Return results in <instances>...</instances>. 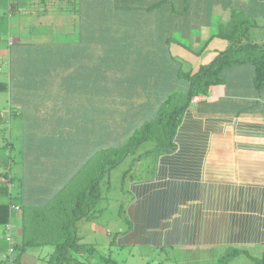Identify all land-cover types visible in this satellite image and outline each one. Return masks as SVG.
Masks as SVG:
<instances>
[{"label":"trees","instance_id":"1","mask_svg":"<svg viewBox=\"0 0 264 264\" xmlns=\"http://www.w3.org/2000/svg\"><path fill=\"white\" fill-rule=\"evenodd\" d=\"M57 1L66 5L68 15L77 16L87 24L77 25L74 41L66 39L46 46L21 41L9 43L8 79L0 82V91L8 93V115L14 119H25V109L34 106L38 99L49 101L54 98L59 100L57 106L62 101L67 105L58 112L59 116L71 119L75 112L83 110L88 116L81 120L82 127H79L80 122L75 125L63 123L62 129L59 123L58 126L51 124L49 133L41 140L35 139L38 137L35 128L34 133L25 134V131L24 141L27 140L31 147L38 144L44 157L52 159L54 165L44 177V182L52 183L53 196L42 205L45 211L39 213L38 220L51 234L38 236L32 233L27 228L29 220L24 214L22 242L12 245L14 260L10 262L8 257L2 260L5 264H18L30 246L55 242L48 264H92L93 259L104 261L103 264H118L110 257H95L94 245L80 242L75 231L76 223L84 217L91 218L101 199L99 184L103 176L99 177L98 172L96 177L89 176V185L86 180L76 188L70 185L85 174L86 164L100 152L105 153L98 167L102 175H109L112 168L129 156L133 157L130 167L122 174L124 184L129 173L135 174L134 165L143 157H135L136 149L151 141L155 146L150 152L159 156L163 149L173 147L182 115L194 98L207 97L212 87L226 85L232 70H249L250 88L259 96L263 94L264 42L249 39L248 31L255 20L231 3L229 18L222 20L210 36V40L215 37L226 40L228 47L197 70H185L183 60L172 54L171 43L177 41V45L198 55L210 40L198 51L182 40L174 39L167 29L171 26V30L191 39V28L198 29V0H180V5L174 0ZM87 4L91 5L88 12L83 7ZM14 5L18 11V3ZM174 15L180 17L181 22ZM105 83L107 90H101ZM141 95L148 97L146 101L153 102L151 109L150 103L135 99ZM104 97L109 98L108 106V102L102 105V101H96ZM66 100L71 103L68 105ZM206 101H203L205 107ZM94 107L97 114L93 113ZM2 117L1 114L0 119ZM78 130H82V135L75 139L73 131ZM4 146L7 147L5 152H12V156L5 158V164L9 166L17 151L11 140L6 139ZM9 173L7 167L0 172V179L7 178ZM4 190L8 189L0 186V194ZM11 208L0 204V225H4L6 235ZM36 229L40 231L35 227L33 232ZM45 235L48 240L40 243ZM235 253L228 254L224 262Z\"/></svg>","mask_w":264,"mask_h":264},{"label":"crops","instance_id":"2","mask_svg":"<svg viewBox=\"0 0 264 264\" xmlns=\"http://www.w3.org/2000/svg\"><path fill=\"white\" fill-rule=\"evenodd\" d=\"M224 2L198 0V51L208 43L220 22L229 18L231 3L255 20L248 31L249 39L264 42V36L256 30L257 27L264 28V0H226V7ZM13 3L19 5L25 0H0V7H7L12 12L16 9ZM2 22L3 17L0 28ZM227 47L226 40L215 37L198 55L181 47H172L171 51L183 60L185 70L193 71L186 65L188 57L195 59L198 64L194 67L199 68ZM0 56H3L1 50ZM250 86L249 70H232L226 85L212 87L209 96L199 97L185 110L174 146L155 156L153 165L143 161L146 155L156 154L150 152L154 149L148 148L138 154L143 157L134 165L135 174L139 171L138 164L142 163L150 166L145 168H151L152 172L144 177L141 171L133 179L129 178L131 200L127 215L130 226L121 239L123 245L140 246L148 255L152 248L177 251L172 254L173 258L178 255L177 260L167 256L159 260L160 264H264V93L259 96ZM101 90H107L106 83L101 85ZM147 98L143 95L135 97L140 101ZM204 99H207L206 107L203 106ZM42 100L53 103L56 99ZM148 103L151 109L153 102ZM237 111L241 112L237 114ZM87 116L84 110L75 112L71 119L58 115L57 122H47L42 134L36 131L39 138L35 136V139L44 138L51 124L58 126L60 121L75 125ZM28 144L22 152L16 148V156L13 162L9 161V166L5 164V158L12 156V152L4 151L0 157V172L7 167L10 169L8 177L0 179V186L8 189L0 194V204L9 205V209L14 205L20 207V211L11 208L9 220L15 245L22 242L24 214L29 220L27 228L32 233L38 236L51 234L38 220L39 213L45 211L42 205L53 196L52 183L44 182V177L54 165L52 159L44 157L38 144L35 147ZM35 227L40 231L33 232ZM5 238L4 225H0V264H5L2 259L10 245ZM54 244H38L28 249L50 248L53 251ZM232 252L236 253L224 262ZM38 256L40 259V254Z\"/></svg>","mask_w":264,"mask_h":264},{"label":"rangeland","instance_id":"3","mask_svg":"<svg viewBox=\"0 0 264 264\" xmlns=\"http://www.w3.org/2000/svg\"><path fill=\"white\" fill-rule=\"evenodd\" d=\"M23 1L24 0H22V2ZM174 2L177 5L181 4L180 0H174ZM18 7L19 10H14V12L9 11L7 7H0V16L3 17V26L0 28V50L2 49L5 52L3 53V56H0V82L8 79L9 66L6 63V60L9 55V43L12 44L21 41L30 45L46 46L54 42H62L66 39L74 41V36L77 31L76 29H78L77 25L87 24L77 16L73 17L68 15L66 5L60 4L57 0H25V3H19ZM83 7L87 12L91 9V5L88 4ZM176 17L174 15L175 19ZM178 18L181 22V18ZM256 30L259 35L264 36L263 27H257ZM252 31L253 30H251V32ZM167 32H169V35L173 36L174 39L182 40L184 43L190 45L191 48L198 50V29L194 30V28H191L190 37L193 36L191 39L188 36L185 37L182 34H178L179 31L171 30V26L167 29ZM203 35L205 38V33ZM254 36L255 35L252 34V37ZM177 44V41H173L171 43V48L181 47ZM181 48L187 50L183 47ZM196 64L198 63L195 59L192 57L187 58V67L195 70L198 68L194 67ZM98 100H100V102L102 101V105H105L106 102H108L107 106L109 105L108 97H104V99L99 98L96 101ZM57 105L58 100L53 101V103H46L42 99H38L34 106L25 109L27 114H24L26 115L25 119H14L12 116L8 115V111H10L8 93L0 91V115H3L2 119H0V157H2L6 148L9 147L8 144L7 147L4 146L6 139L7 141L11 140L15 149L20 148L23 150V148L29 146L27 140L24 141L25 131V134L31 132L34 133L33 128L36 129L37 127L38 131H40L39 134H42L46 129L48 120H54L57 122L58 112H62L67 106L64 101L60 103V106ZM80 105L82 106V109L85 108L81 103ZM93 113L97 114L95 107ZM35 116L37 117L34 119ZM60 125H63V122L59 121V126ZM82 125L83 123L80 122L79 127H82ZM60 129H62L61 126ZM73 133L74 138L78 139L82 135V130L73 131ZM111 139L113 142V138ZM154 146L155 143L151 141L142 144L136 150V156L144 152V150L146 151L148 148ZM104 155V152H100L93 156L83 169L85 174L79 179H76L70 185L72 188H76L77 186L82 185L85 180L87 185H89V180L96 177L98 172H100L99 177L103 176L99 184V192L102 197L94 207L96 211H92L91 218L86 219V217H84V219L82 218L76 223L75 231L80 242L89 244L93 243L97 250L95 257H110L118 264H160L162 259L168 258L167 256L171 259L176 258L177 260L178 255H175V258L172 256L174 252L177 254V251L171 252L167 248L163 250L152 248L151 254L148 255L144 253V250L140 246H125L122 244L121 239L124 237V232L129 229L130 226L129 217L127 215V207L131 200V194L128 192V187L131 185L129 178L133 179L135 174H133V172L129 173L124 185L122 184L121 178L122 174L130 167L133 157L129 156L120 165L112 168L109 175L108 173L102 175V172L98 167L101 165L100 161ZM154 157V154L146 155L143 163H149L150 166L153 165L152 160ZM143 163L138 164L139 171H137V173L142 171V176L147 177L152 170L151 168H145L148 165ZM105 167L108 168L107 165H105ZM89 176H91V178H89ZM51 252L52 250L50 248L28 249L23 254L18 264H48ZM45 253H47V255L44 256ZM38 254H40V259ZM93 260L92 264H103L104 262L99 261L98 259Z\"/></svg>","mask_w":264,"mask_h":264},{"label":"built area","instance_id":"4","mask_svg":"<svg viewBox=\"0 0 264 264\" xmlns=\"http://www.w3.org/2000/svg\"><path fill=\"white\" fill-rule=\"evenodd\" d=\"M197 100V98H194V102ZM12 209L15 210V211H19V207L14 205L12 206ZM6 230H7V235H6V242H8L10 245H9V249H8V252L6 254V256L4 258H9L10 262H12L14 260L13 258V254H14V250H13V247L12 245L14 244L13 241H12V226L11 224L7 225L6 226Z\"/></svg>","mask_w":264,"mask_h":264}]
</instances>
